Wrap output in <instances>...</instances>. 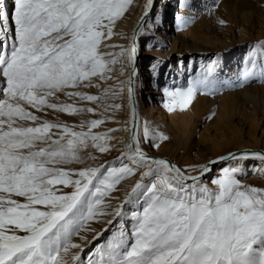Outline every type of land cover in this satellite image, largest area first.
I'll return each mask as SVG.
<instances>
[{
  "label": "snow or ice",
  "instance_id": "1",
  "mask_svg": "<svg viewBox=\"0 0 264 264\" xmlns=\"http://www.w3.org/2000/svg\"><path fill=\"white\" fill-rule=\"evenodd\" d=\"M130 3L14 0L9 13L0 0V77L6 81V87L0 89V264H68L65 257L70 249L81 248L71 242L73 233L93 218L109 191L145 167L148 171L141 174L125 199L126 204L142 208L131 213L133 242L129 245L122 234L119 243H110L107 249L98 247L94 255L99 259L90 258L88 264H264V188L242 184L236 177L238 169H222L221 175L211 180L215 185L211 188L199 182L201 177L185 175L170 162L148 156L135 132L128 153L118 159L119 167L116 162L78 170L60 167L81 162L79 153L89 141L102 153L109 150L97 143L107 139V133L91 132L104 121L82 122L80 127L89 131H73L66 124L40 122V117L23 106L37 111L94 113L93 108L58 104L49 98L64 93L97 102L99 96L68 89L99 87L93 79H105L110 65L118 62L116 56L126 55L134 64L135 46L122 48L120 53L100 50ZM152 6L153 0H147L145 7ZM9 20L14 25L10 48L6 38ZM257 52L264 58V41L253 46L246 61L252 68L257 64ZM247 76L246 72L245 79ZM128 83L131 105V78ZM200 83L189 82L175 91L166 88L171 103L164 107L172 111L178 104L183 110ZM107 92L105 89L104 94ZM27 120L36 126L19 123ZM52 129L59 132L54 134ZM143 137L145 142L168 139L154 135L146 125ZM248 156L264 162V154L259 152L243 153L240 158ZM228 158L237 156L229 154ZM200 168L201 176L211 171L206 165ZM57 185L73 190L64 193ZM13 197H23L24 202ZM122 214L123 205L115 211L117 217ZM79 259L78 254L71 256L73 264Z\"/></svg>",
  "mask_w": 264,
  "mask_h": 264
},
{
  "label": "rangeland",
  "instance_id": "2",
  "mask_svg": "<svg viewBox=\"0 0 264 264\" xmlns=\"http://www.w3.org/2000/svg\"><path fill=\"white\" fill-rule=\"evenodd\" d=\"M4 4L6 10L11 13L14 0H4ZM146 4L147 0H131L123 16L115 22L112 37L103 42L100 49L102 52L112 53L110 49L115 44L109 43L113 40L117 28L124 29L123 33L130 31L131 23ZM157 8L158 13L148 17L149 19L147 18L139 28V31L141 30L139 43L144 49L142 48V54L137 56L143 72L140 76L145 84L140 86L141 112L138 121L140 145L157 157L171 159L173 164L176 163L187 173L201 171V165L217 161L209 166L211 171L205 173L199 181L215 188L211 180L219 177L222 169L226 167L224 164L231 160L229 158L223 161L219 159L220 157L241 151L237 149L250 150L243 153H264V117L259 112L264 104V58L257 52L256 67L252 68L250 63L246 64L253 46L264 41V0H153L152 10ZM6 38L10 48L14 38V25L11 20L8 22ZM120 48H125L124 43ZM117 58L118 62L110 65L111 70L105 74V79H93V84L99 87L68 89L99 96V101L89 102L78 97H68L64 93H57L56 98H49L50 102L58 104L93 108L94 113L68 114L48 108L37 111L27 104L23 105L28 111L40 117V122L48 120L66 124L73 131H89L87 127H80L82 122L87 124L97 119L104 121L91 129V132L107 133L108 138L97 143L106 145L109 150L102 153L92 147V142L89 141V146L79 153L81 162L60 167L78 170L99 167L101 164L110 165L114 162L115 166L119 167L118 159L122 154H126V147H122L120 141L112 144L114 138L111 137L112 134H117L118 140L123 139L120 134L124 133L126 128L124 120L127 108L124 104L123 86L127 66L122 56H116L115 59ZM197 80L201 83L186 108L181 110L177 104L169 111L164 107L166 103H171L170 98L165 95L166 88L175 91L177 88H186L189 82ZM4 87L6 81L0 77V89ZM105 89L108 90L107 95L104 94ZM148 90H152V93L145 95ZM2 98L3 93L0 91V99ZM148 102L153 107L157 106L162 113L159 114L157 109L153 110V113L144 110ZM114 105L120 107L115 108ZM19 123L36 126L30 120ZM145 125L154 135L162 134L168 139L145 142L143 137ZM51 131L54 134L59 132L58 129ZM154 143L159 147L153 146ZM124 162L129 161L125 158ZM245 164L243 168L231 167L238 169L237 179L242 184L264 188V162L252 157L246 159ZM143 169L148 171L147 167L141 168L134 175L121 180L114 190L102 198L103 202L97 206L93 218L88 219L77 232L73 233L71 242L79 244L81 248L70 249L68 256L65 257L68 264H73L71 260L73 254L80 257L76 264H88L90 258L98 260L99 256L94 255L96 249L98 247L107 249L110 243H119L122 234L129 245L133 242L131 233L135 221L132 220L131 213L142 211V208L137 204H126L125 199L132 185L140 180V177L134 179L135 176ZM188 183L191 184L192 181ZM56 187L61 188L64 193L73 190L62 185ZM13 198L24 202L23 197ZM121 205L123 214L117 217L115 211ZM109 220L113 222L109 224ZM97 233L101 235L94 239Z\"/></svg>",
  "mask_w": 264,
  "mask_h": 264
},
{
  "label": "bare ground",
  "instance_id": "3",
  "mask_svg": "<svg viewBox=\"0 0 264 264\" xmlns=\"http://www.w3.org/2000/svg\"><path fill=\"white\" fill-rule=\"evenodd\" d=\"M157 5V4H156ZM146 6V5H145ZM145 6H143L139 12V14L136 16L134 22L131 23V26L129 27L130 31H126L125 33L124 32V29L122 30V28L118 27L116 32H115V35H114V38L113 40L110 41L109 44H115L111 49L110 51L112 53L114 52H121L122 48H120L121 44L124 43V46L125 48L124 49H130L132 46H135L136 47V50H137V54H139V56L142 54V44H140V40H139V36H140V33H141V30L138 31L137 35L135 36V38L133 37V34L132 32L134 33V30L136 29V27H138L137 25L139 24L140 22V19L144 16L145 12L147 11L148 12V15L146 18H150V16L152 17L154 15V13H158V8L155 9L154 11L152 10V8H146ZM152 10V11H150ZM148 18V19H149ZM141 28V27H140ZM120 29V30H118ZM136 44V45H135ZM150 44V43H149ZM149 46V45H148ZM144 49V48H143ZM138 58V59H137ZM134 64H131L128 62V59H127V56L124 55L122 56V60L125 61V64H126V71H125V81H124V94H125V101H124V104L127 108L126 110V119L124 120L125 121V124H126V128L124 129V133L120 134L123 139L121 140H118L117 139V134H112L111 137L114 138L112 140V144H116L117 141H120L121 142V145L122 147H126V153H128L129 149L127 148V145L131 143V139H130V125H131V120H132V116H133V101H132V104L130 105V102H129V95H128V88H129V78H131L132 82H133V89H134V94H135V104H136V108H137V125H136V130H135V133L137 134L138 136V121H139V114L141 112V97H140V86L144 84V80L141 79V76L142 75L141 73L142 70H141V66L139 65V57L137 56ZM118 60V58H117ZM137 60H138V63H137ZM122 63V62H121ZM135 65V66H134ZM137 65V67H136ZM135 67V68H133ZM133 69L135 70V75L133 76L132 73H133ZM148 84V83H147ZM152 87V85L150 84V88ZM149 92H145V95H148V94H151L152 93V90H148ZM159 111V114L162 113L160 109H158L157 106H152V104L150 102H148L146 105H145V108L144 110H146L147 112L148 111H153V110H156ZM260 111V114L262 117H264V104L262 105V107L259 109ZM153 113V112H152ZM243 145V144H242ZM141 146V145H140ZM240 147V146H239ZM142 150L147 153V155H151L153 156L152 158H155V159H163V160H166L167 158L166 157H157L155 154H152L150 152H148L144 147H142ZM242 148V147H241ZM237 150H245V149H237ZM264 151V150H263ZM261 153V152H260ZM241 154L243 153H239L237 154V159H231L229 162L225 163L224 165H226L225 168H231V167H236V168H243L245 167V163H246V159L248 158H252V156H248V158L244 159V158H240L241 157ZM264 154V153H263ZM169 159V158H168ZM173 165H175L176 167L179 168V166L174 163ZM212 164L210 163H207L206 166H210ZM182 170V169H181ZM145 171V169L141 170L136 176L134 179H139V177H141V174ZM184 171V170H182ZM202 171V170H201ZM200 170L199 171H196V172H193V173H187L185 172V175H190V176H195L197 174H199V172H201ZM133 179V181H134ZM132 181V184L134 183ZM133 187V185H132ZM97 235V234H96Z\"/></svg>",
  "mask_w": 264,
  "mask_h": 264
},
{
  "label": "water",
  "instance_id": "4",
  "mask_svg": "<svg viewBox=\"0 0 264 264\" xmlns=\"http://www.w3.org/2000/svg\"><path fill=\"white\" fill-rule=\"evenodd\" d=\"M152 8V7H151ZM151 11V10H150ZM147 16H143L141 19H140V22H139V24L137 25L138 27H136V29L134 30V33H133V37L135 38V36L137 35V33H138V31H139V28H140V26L145 22V20L147 19L146 18ZM136 58H137V56H136ZM135 66V65H134ZM133 68H135V67H133ZM132 81V80H131ZM131 87H132V89H133V82L131 83ZM133 108H134V112H133V116H132V120H131V125H130V139H131V142H132V136H133V133L135 132V130H136V125H137V108H136V104H135V94H134V89H133ZM250 150H248V149H245V150H241V151H234V152H232V153H229V154H239V153H243V152H249ZM229 154L228 155H226L225 156V158L226 159H224V160H227V159H229L228 157H229ZM148 156H150V157H153V156H151V155H148ZM223 160V161H224ZM166 161H168V162H170L171 164H173L172 163V161H171V159H166ZM202 172V171H201ZM201 172L199 173V175H198V177H202V176H204L205 175V173L201 176Z\"/></svg>",
  "mask_w": 264,
  "mask_h": 264
}]
</instances>
